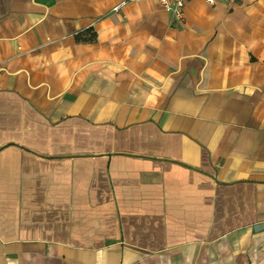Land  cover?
I'll return each mask as SVG.
<instances>
[{
  "label": "crops",
  "instance_id": "1",
  "mask_svg": "<svg viewBox=\"0 0 264 264\" xmlns=\"http://www.w3.org/2000/svg\"><path fill=\"white\" fill-rule=\"evenodd\" d=\"M0 264H264V0H0Z\"/></svg>",
  "mask_w": 264,
  "mask_h": 264
},
{
  "label": "built area",
  "instance_id": "2",
  "mask_svg": "<svg viewBox=\"0 0 264 264\" xmlns=\"http://www.w3.org/2000/svg\"><path fill=\"white\" fill-rule=\"evenodd\" d=\"M165 11L169 12L173 17L180 18L185 3L188 0H154ZM212 4L215 0H205ZM122 4V3H121ZM117 5L115 8H117Z\"/></svg>",
  "mask_w": 264,
  "mask_h": 264
}]
</instances>
